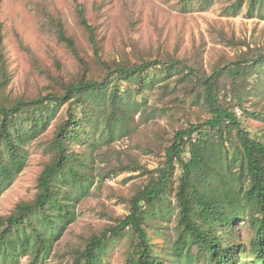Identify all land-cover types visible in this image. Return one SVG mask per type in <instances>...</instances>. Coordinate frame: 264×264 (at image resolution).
<instances>
[{
	"label": "trees",
	"instance_id": "1",
	"mask_svg": "<svg viewBox=\"0 0 264 264\" xmlns=\"http://www.w3.org/2000/svg\"><path fill=\"white\" fill-rule=\"evenodd\" d=\"M246 3L250 14L264 8V0H235L230 13L238 14ZM77 10L93 54L58 20L56 35L83 73L66 79L40 66L49 83L33 96L13 97L7 91L12 77L0 18V197L27 168L31 144L41 142L49 155L35 197L0 216V264H19L23 257H29L28 264L44 263L55 241L75 222L76 206L96 179L126 171L146 176L127 197L129 213L86 236L70 251L67 264H104L110 246L128 234L126 264H264V138L244 126L250 117L264 121V45L251 48L224 35L230 45L248 49L220 56L210 72L199 57L153 58L136 46L133 57L124 53L106 59L98 26L83 6ZM161 83L174 101L189 98L207 118L173 135L164 131L157 148L159 168L149 170L131 157L97 173V135L107 136L110 146L135 132L147 113L148 94ZM171 195L179 209L173 263L155 247L150 230L151 215L163 213ZM242 225L251 238L245 239Z\"/></svg>",
	"mask_w": 264,
	"mask_h": 264
},
{
	"label": "rangeland",
	"instance_id": "2",
	"mask_svg": "<svg viewBox=\"0 0 264 264\" xmlns=\"http://www.w3.org/2000/svg\"><path fill=\"white\" fill-rule=\"evenodd\" d=\"M234 2L214 0L205 5L202 0H0L5 56L12 77L7 91L13 97L37 95L49 83L40 66L53 73L59 71L66 79L82 75L77 59L58 39L55 26L61 20L81 48L92 55L87 32L79 22L77 8L80 5L85 8L91 24L99 28L106 59H120L124 53L132 54L136 46L152 54L153 58L158 54H171L182 59L199 57L210 72L220 56H233L248 49L232 46L222 36L245 42L251 48L264 45V8L250 14L246 3L238 14H233L230 8ZM163 84L148 94L147 113L135 132L119 140L116 138L110 146L106 144L107 136L97 135L100 145L97 173L120 160L128 162L131 157L149 170H155L161 165L162 157L157 148L164 131L173 135L175 130L207 118L197 106L190 105L189 98L184 100L185 103L174 101L169 90L160 89ZM237 109V115L244 119L242 110ZM244 126L264 138L263 120L250 117L244 119ZM149 146L155 149L154 152ZM48 159L41 142L29 146L27 168L0 197V216L12 212L18 202L35 197L37 179ZM179 174L178 171L177 176ZM145 179L146 176L129 171L97 178L88 196L77 204L75 222L55 241L52 254L42 264H67L70 251L83 244L86 236L115 224L114 218L127 215V197L132 196ZM178 213L177 202L171 195L170 202L165 203V211L157 210L151 215L153 243L172 263L176 262L172 246L178 236ZM242 232L245 239L251 238L248 227L242 225ZM130 241L128 234L113 243L104 264H126ZM28 263L29 257H23L19 264Z\"/></svg>",
	"mask_w": 264,
	"mask_h": 264
},
{
	"label": "built area",
	"instance_id": "3",
	"mask_svg": "<svg viewBox=\"0 0 264 264\" xmlns=\"http://www.w3.org/2000/svg\"><path fill=\"white\" fill-rule=\"evenodd\" d=\"M237 112H238V114H239V115H241V113H240V110H239V109H237ZM185 140H187V138H185ZM192 141H193V142H195V141H196V136H193V139H192Z\"/></svg>",
	"mask_w": 264,
	"mask_h": 264
}]
</instances>
